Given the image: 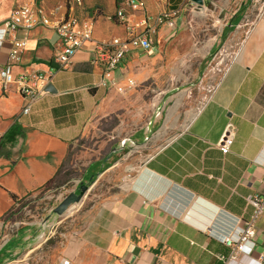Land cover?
I'll return each mask as SVG.
<instances>
[{"label":"crops","instance_id":"obj_1","mask_svg":"<svg viewBox=\"0 0 264 264\" xmlns=\"http://www.w3.org/2000/svg\"><path fill=\"white\" fill-rule=\"evenodd\" d=\"M26 1L0 0V21ZM42 1L46 7L61 2ZM143 1L150 14L161 8L160 0ZM205 1L198 6L191 0H170L167 8L179 13L173 24L155 32L149 51L126 53L113 74L120 85L128 79L136 82L124 93L92 88L100 69L87 48L77 51L66 67L55 69L53 55L61 49L58 36L41 27L27 33L13 74L49 73L50 80L29 112L22 114L25 101L16 86L3 88L0 79V141L11 126L18 128L14 141L0 146V264H11L19 256L22 261L41 259L42 264H223L218 257L229 250L222 239L236 236L251 212L247 198L263 189V5L240 0L232 12L220 8L217 36L230 35L227 46L233 56L186 124L173 130L175 124L162 121L156 127L151 117L143 127H127L147 105L155 107L154 114L191 85L179 86L181 68L189 63L181 56L194 47L193 17L204 32L200 22L215 12L217 3ZM115 9L116 0H83L76 13L93 20L94 39L105 40L124 35L113 18ZM137 16L128 15L130 20ZM24 35L17 32V37ZM215 40L207 44L208 50ZM10 47L9 41L0 46V69L9 63ZM229 124L233 141L224 152L218 144ZM89 138L93 146L81 151L89 158L68 181L76 185L122 169L118 191L97 198L89 189L67 214L47 213L10 234L2 219L13 197H26L46 185L58 187L69 151ZM123 147L128 148L126 158L119 157ZM129 156L137 163L127 165ZM255 242L254 251L240 264H255L264 251V214L256 224Z\"/></svg>","mask_w":264,"mask_h":264},{"label":"built area","instance_id":"obj_2","mask_svg":"<svg viewBox=\"0 0 264 264\" xmlns=\"http://www.w3.org/2000/svg\"><path fill=\"white\" fill-rule=\"evenodd\" d=\"M169 3L170 0H160L159 11L150 14L146 11L143 0H116L113 18L122 26L124 35L97 40L93 38V20L80 19L76 13V8L83 4V0H61L51 7H46L42 0H27L0 21V46L4 41H9L11 45L9 63L0 69L2 87L16 86L25 101L22 114H27L31 105L44 93L45 85L50 80L49 73L14 75L12 70L19 63L27 45V33L41 27L54 32L60 39L61 49L55 52L52 59L55 69L66 67L77 51L87 48L91 62L100 69V78L92 88L114 89L118 93L135 88L137 85L133 79H128L125 85H120L113 74L126 53L131 50L149 51L153 46L155 32L163 25L173 24L179 13L169 10ZM262 5L264 12V2ZM129 13H139V16L136 20H130ZM19 31L25 32V35L17 37ZM233 135L234 129L229 124L218 144L224 152L229 150ZM261 184L262 192L247 198L251 212L248 218L241 221L236 236L222 239V243L229 250L227 255L218 257L223 264H240L243 257L249 256L256 248V224L264 214V176L261 178ZM255 264H264V251L258 254Z\"/></svg>","mask_w":264,"mask_h":264},{"label":"rangeland","instance_id":"obj_3","mask_svg":"<svg viewBox=\"0 0 264 264\" xmlns=\"http://www.w3.org/2000/svg\"><path fill=\"white\" fill-rule=\"evenodd\" d=\"M212 1L217 3V6L213 5L212 7L215 12L203 18L200 22L206 30L204 32L199 31L197 28L198 26L195 24L199 20L193 17L191 32L193 34L192 39L194 41V47L187 55L181 56V58L189 63L187 67L181 68L182 75L178 80L179 86L183 85L185 82L191 83V85L175 94L177 98L166 100L160 109H155L154 114V106L147 105L144 109H141L137 115L130 118L131 123L127 125L128 129L133 130L145 126L151 117L153 121H155L156 127L160 126L162 121H164L163 125L171 122L175 124L173 130L181 128L193 115L203 95L210 92L222 77L227 64L233 56V49L227 46L229 38H231L230 35L223 37L217 36V24H215V21L218 19L217 13L220 11V8L222 12H232V10L238 8V2L240 0ZM257 1L259 4H263L264 2V0ZM247 8L249 10L250 7L248 6ZM220 23L221 25L224 24V22L221 21ZM214 38L216 39L215 42H213L215 45L213 49L210 48L208 50L207 44L212 43V39ZM175 101H177L178 106L175 110H172ZM93 144L94 140L90 138L88 140H80L69 151L67 159L63 164L65 174L60 177L61 184L68 182L64 186L60 187L61 184L58 185V187L54 186V184L43 186L34 193L14 201L11 210L2 219L3 223L6 225V230L10 234H14L24 223L40 220L42 215L48 213L51 217L55 213L56 217H58L59 214H67L72 207H77L78 204L67 205L64 208L62 207L59 213L55 212L57 207L63 205L64 200L75 187L73 181H68L69 178H76L79 175V169L83 167L82 165L85 160L89 158V156H82L83 154L81 151L86 146H93ZM128 144L131 143L128 142ZM132 144V146L136 147L134 143ZM124 147L119 150V157L124 156L126 158L128 156V148L125 149ZM146 154V151H142L143 156ZM125 163L130 165L136 164L137 162L132 160L131 156H129ZM121 171L122 169L119 170V174L117 171L109 172L102 176L97 174L95 176V182L90 188L91 193L97 198H103L117 192L121 183ZM47 250L49 249H45V251ZM12 261L11 264H42L41 259L22 261L20 256L13 258ZM7 262L10 261H6L5 264H7Z\"/></svg>","mask_w":264,"mask_h":264},{"label":"water","instance_id":"obj_4","mask_svg":"<svg viewBox=\"0 0 264 264\" xmlns=\"http://www.w3.org/2000/svg\"><path fill=\"white\" fill-rule=\"evenodd\" d=\"M191 1L197 4L198 6H201L203 3L204 4L206 3L205 0H191ZM94 182H95L94 178H89L88 180L82 179L78 181L74 189L69 194V196L64 200L63 205L61 207H57L55 209V212L59 213L62 207L64 208L67 205H74L81 202V200L87 194V192L89 191L90 187L93 185Z\"/></svg>","mask_w":264,"mask_h":264},{"label":"trees","instance_id":"obj_5","mask_svg":"<svg viewBox=\"0 0 264 264\" xmlns=\"http://www.w3.org/2000/svg\"><path fill=\"white\" fill-rule=\"evenodd\" d=\"M18 133V128L17 126L13 125L9 128L5 136L1 139L0 141V146L6 144V143H11L14 141L16 134ZM47 186V185H46ZM17 197H13V201H15Z\"/></svg>","mask_w":264,"mask_h":264}]
</instances>
